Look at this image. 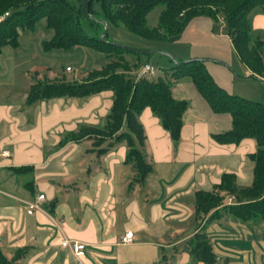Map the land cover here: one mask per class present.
Instances as JSON below:
<instances>
[{"label":"crops","instance_id":"1","mask_svg":"<svg viewBox=\"0 0 264 264\" xmlns=\"http://www.w3.org/2000/svg\"><path fill=\"white\" fill-rule=\"evenodd\" d=\"M249 23L251 40L264 41V7L251 13ZM212 26L206 16L193 17L176 40H149L165 48L149 49L142 59L127 57L154 67L158 60L163 68L171 61L200 59L226 92L264 103V82L251 76L229 36ZM154 53L163 57L152 63ZM37 71H22L27 79L15 96L10 76L4 77L10 72L0 65L1 253L11 258L24 250L15 264H205L192 261L182 244L197 231L194 192L209 190L223 173L233 174L237 187H248L255 140L216 142L212 135L231 128L230 115L213 112L188 77L177 78L171 95L187 102L179 139L173 144L151 110L142 108L138 120L152 167L141 184L127 187L134 171L125 162L124 143L99 154L105 139L99 146L92 137L61 143L81 125L100 126L112 92L29 102L28 87L37 74L30 72ZM61 76L79 81L76 72ZM39 194L38 209L26 213V203ZM203 226L214 264H264L263 224L222 213ZM127 231L132 238L121 242ZM63 238L80 244V253L61 247Z\"/></svg>","mask_w":264,"mask_h":264},{"label":"trees","instance_id":"2","mask_svg":"<svg viewBox=\"0 0 264 264\" xmlns=\"http://www.w3.org/2000/svg\"><path fill=\"white\" fill-rule=\"evenodd\" d=\"M83 2L0 0V53L4 46L17 48L20 32L34 30L36 23L43 20V27L50 34L40 42L42 51L86 47L101 56L99 67L89 70L81 81L63 76L32 78L27 101L84 97L110 90L111 106L101 125H81L62 138L61 143L92 137L93 144L99 146L105 139L104 146L102 144L96 149L97 154L114 144L124 143L127 148L125 162L134 171L127 187L141 184L152 167L144 149V132L138 120L142 108L151 110L173 144L179 139L181 116L187 102L172 97L173 80L188 77L213 112L228 113L231 128L212 135V138L218 143H237L245 137L255 140L256 149L250 155L253 161L251 184L237 187L234 175L223 173L219 182L209 190H196L193 210L197 231L182 243L192 261L214 264L215 257L203 230L208 221L227 213L241 222L264 225V103L226 92L213 81L200 59L171 61L168 68L153 66L155 76L137 77L136 71L143 64L130 62L127 54L132 53L136 57L141 54L108 39L107 28L110 24L147 40L172 41L179 37L191 18L206 16L212 21L213 30L229 36L236 55L251 76L264 82V41L251 40L249 23L251 13L264 7V0H92L82 8ZM157 5H162V9L156 24L148 26L146 15ZM105 27L106 34L100 38ZM227 198L232 201L228 203ZM202 218L204 220L201 221ZM23 254L24 250L18 249L11 258H6L0 251V264H15Z\"/></svg>","mask_w":264,"mask_h":264},{"label":"rangeland","instance_id":"3","mask_svg":"<svg viewBox=\"0 0 264 264\" xmlns=\"http://www.w3.org/2000/svg\"><path fill=\"white\" fill-rule=\"evenodd\" d=\"M162 9V5H157L150 10L146 15V23L148 26H154L156 24L159 11ZM4 15V14H3ZM104 31V30H103ZM102 31V32H103ZM50 31L43 27V20H39L34 30L21 31L18 36L19 47L11 48L4 46L0 54V65L4 70H8L10 73L5 76H10L12 84H14L15 96H18L21 92L20 85H24L26 77H22L24 69L33 68L38 70L37 72H30V75H36L34 78L41 79L44 75L53 77L57 74V77H61L62 73H65L66 77L71 76L74 72L78 75L76 79L79 81L84 80L86 73L92 68H98L101 64L100 55L91 49L86 47H76L71 50L63 51L60 49L44 52L41 49L40 42L43 39L49 37ZM107 37L121 45L131 47L133 49L146 52L152 48H165L158 41H149L139 36L128 33L121 27H114L108 25ZM31 38V39H29ZM127 56L131 59L135 55L128 53ZM163 57L160 54H153V58H150V62H155L156 58ZM141 59L144 56H139ZM165 58V57H164ZM131 62V60H129ZM166 62V61H165ZM168 62V61H167ZM170 62V61H169ZM173 62V61H172ZM170 62V65L172 64ZM157 69L165 66L157 60V64H153ZM69 68L66 70V68ZM39 68V69H38ZM156 74V73H155ZM70 79V77H68ZM97 134V133H94ZM204 218V217H203ZM201 219L204 220V219ZM258 223V222H257Z\"/></svg>","mask_w":264,"mask_h":264},{"label":"built area","instance_id":"4","mask_svg":"<svg viewBox=\"0 0 264 264\" xmlns=\"http://www.w3.org/2000/svg\"><path fill=\"white\" fill-rule=\"evenodd\" d=\"M6 13H4L3 16H5ZM69 68L67 67L66 70ZM141 75H148L149 77L155 76V70L154 67L149 64H143L141 65L138 70L136 71V76ZM43 199V195L39 194L36 196V201H30L26 203V213H31L33 210L38 209V203L37 201H40ZM232 201L231 198H227V202L230 203ZM132 238V232L127 231L125 234L120 238L121 242H128ZM60 246L63 248H67L69 251H71L73 254L78 255L80 253L81 245L76 242H70V240L63 238L60 240Z\"/></svg>","mask_w":264,"mask_h":264},{"label":"water","instance_id":"5","mask_svg":"<svg viewBox=\"0 0 264 264\" xmlns=\"http://www.w3.org/2000/svg\"><path fill=\"white\" fill-rule=\"evenodd\" d=\"M90 1H92V0H84V2L82 3V8H84L85 7V5L87 4V3H89ZM106 34V27L104 28V31L100 34V38H102V37H104V35ZM123 47H126V48H128V49H132V50H134V51H137V52H139L140 54H148V52H143V51H139V50H136V49H133V48H131V47H128V46H124V45H122ZM173 62H176V61H173Z\"/></svg>","mask_w":264,"mask_h":264}]
</instances>
